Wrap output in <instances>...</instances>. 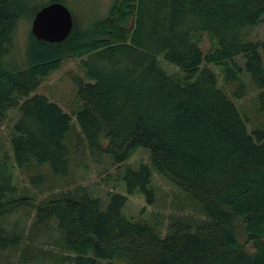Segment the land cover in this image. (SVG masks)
Here are the masks:
<instances>
[{
	"label": "trees",
	"instance_id": "obj_1",
	"mask_svg": "<svg viewBox=\"0 0 264 264\" xmlns=\"http://www.w3.org/2000/svg\"><path fill=\"white\" fill-rule=\"evenodd\" d=\"M31 1L0 0V123L8 110L18 111L10 149L0 140V264L11 262L6 251L28 258L24 223L9 224L7 217L30 208V226L55 221L73 264H264V128L248 126L207 65H219L224 82L233 83L230 94L241 97L235 62L241 54L256 110H264L258 49L264 51V38L249 39L246 31L264 21V0H111L85 28L73 18L62 40L37 38L29 29L25 64L7 67L15 27L41 5ZM202 34L205 52L198 46ZM67 56H80L86 78H75L79 105L72 115L36 91ZM80 142L113 163L144 147L150 163L118 173L124 191L152 203L154 169L200 215L174 213L163 232L159 221L125 214L121 191L110 190L102 201L75 185L37 201L20 189L15 167H35L30 185L44 183L38 170L44 164L51 178H64Z\"/></svg>",
	"mask_w": 264,
	"mask_h": 264
},
{
	"label": "rangeland",
	"instance_id": "obj_2",
	"mask_svg": "<svg viewBox=\"0 0 264 264\" xmlns=\"http://www.w3.org/2000/svg\"><path fill=\"white\" fill-rule=\"evenodd\" d=\"M51 0H32L33 6L39 4L43 5ZM66 3L71 10L74 18L75 26L83 28L90 25V22L95 18L103 15L111 0H60ZM31 19L22 18L15 27V43L10 46V51L5 56L7 67H17L25 64L26 46L28 42L33 43L29 36V26ZM247 37L249 39H263L264 38V21L254 24L246 28ZM209 42L205 34L201 35L198 46L202 52L209 47ZM262 65L264 67V51L258 47ZM85 56V55H84ZM244 57L241 54L235 56V62L238 66L237 71L240 81L244 84V92L241 97H234L230 94L232 84L225 83L222 79V72L219 65L214 63H207V65L216 72V83L220 85L225 93L233 99L236 106L239 107L241 113L246 116L248 126H255L261 124L264 128V110H256V88L249 81L248 74L242 68ZM161 64L173 71L176 69L171 63L159 59ZM80 56H67L60 63L59 68H55L47 76L42 77V81L36 91L44 92L51 100L58 102V104L66 111L73 113L79 105L76 96V81L75 78L84 75V68L80 64ZM241 66V68H239ZM72 115V114H71ZM18 116L16 109H10L7 112L6 118L0 123V140L10 149L9 133L13 122ZM83 143V142H82ZM80 142L79 151L74 154V160L71 161L70 171L64 178L52 177L48 173V166L41 165L38 170L43 171L44 177L41 185L35 186L28 183V176L30 173L36 171L35 167L17 168L15 167L13 173L14 180L18 183L21 190L30 192L34 195L35 199L41 200L51 194L63 189H70L75 185L85 186L86 189L95 195H99L102 201L107 200V193L110 190L121 191L127 195L126 202L123 206L125 214L133 217L150 219L152 221H159L161 229L165 232V223L172 214L187 215L191 214L194 217L200 215L199 209L188 202L186 195L181 192L174 184L167 179L164 175L158 173L153 169L152 181L155 184L156 194L152 203H147L142 193L135 191L128 194L124 191L123 182L118 179V173L129 165L132 168H137L139 163H150L148 150L144 147H138L134 150L131 156L126 161L113 163L110 156L105 153H91L85 148L84 144ZM31 216H33V209L18 210L17 212L10 213L8 223L12 224L19 220L21 224L24 223V230L27 232L30 239L27 243L28 258L24 261L19 260V251H6L10 257V264H73V262L65 258L72 253L66 249L61 248L58 241V231L55 229L56 224L54 220H48L42 227L30 226ZM250 242H245V246L250 248Z\"/></svg>",
	"mask_w": 264,
	"mask_h": 264
},
{
	"label": "water",
	"instance_id": "obj_3",
	"mask_svg": "<svg viewBox=\"0 0 264 264\" xmlns=\"http://www.w3.org/2000/svg\"><path fill=\"white\" fill-rule=\"evenodd\" d=\"M73 25V15L65 2L51 0L39 8L31 19L30 31L37 38L59 41L65 38Z\"/></svg>",
	"mask_w": 264,
	"mask_h": 264
}]
</instances>
